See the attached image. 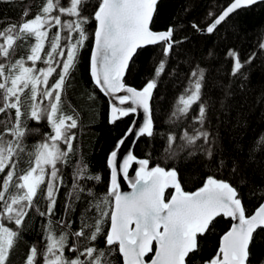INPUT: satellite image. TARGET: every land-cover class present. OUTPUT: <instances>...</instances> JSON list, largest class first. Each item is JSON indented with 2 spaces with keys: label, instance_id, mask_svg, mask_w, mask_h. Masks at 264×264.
<instances>
[{
  "label": "snow or ice",
  "instance_id": "6c2138e0",
  "mask_svg": "<svg viewBox=\"0 0 264 264\" xmlns=\"http://www.w3.org/2000/svg\"><path fill=\"white\" fill-rule=\"evenodd\" d=\"M258 2L262 0H232L218 16L208 13L211 22L206 28L195 22L191 27L200 34L212 35L230 15ZM88 3L67 0L65 6L64 0H44L33 18L27 19L26 9L20 24L0 30V264H10V256L28 230L33 213L43 218L40 231L44 247L33 243L24 264H40L39 257L42 264H116L117 253L122 264H188L190 254L199 251V237L210 231L221 216L233 223L221 237L216 256L205 264H252L251 245L255 234L264 230V203L247 215L238 189L225 180L209 175L201 188L189 193L182 190L175 168L166 170L159 164L150 167L149 159L137 158L131 151L122 161L119 159L121 146L134 133L137 139L166 137L162 149L166 161L199 154L216 172L229 168L221 136L211 128L214 105L204 98L207 70L199 64L191 68L187 84L165 120L170 129L181 126L189 117L191 122L179 136L174 130H155L154 90L168 71L174 48L187 40L174 39L183 25H170L159 32L151 29L159 0H98L91 17L96 28L89 33L86 25L90 18L84 15ZM91 36L90 75L96 87L111 97L109 123L138 110L144 117L139 127L133 121L109 154L110 182L104 194H97L94 186H89V182L99 183L102 178L91 173L82 155L72 163L78 155L74 130L80 127L79 113L73 110L69 114L64 107L81 50ZM148 45H159L163 57L142 89L128 86L124 78L131 62L138 50ZM25 46L26 57L15 58ZM259 48L264 50V42ZM208 55L214 53L210 50ZM256 56L253 52L242 61L235 49L227 50L225 58L232 61V67L229 82L219 84L224 97L221 112L230 107L225 100L235 94L232 85L240 81V88H245L248 75L243 69ZM193 106L198 107L195 115ZM29 121H46L50 129L32 145L27 144V138L40 129L29 127ZM262 153L264 134L248 147L246 162L258 164ZM133 164L138 165L134 177L129 172ZM68 167H72V184L65 193L64 215L57 219L56 207L60 191L66 187ZM230 171L233 175L240 172L238 160L232 159ZM120 175L131 187L130 193L121 192ZM168 187L175 189L171 199L165 197ZM40 201L44 202L43 208ZM80 204L86 206L80 212L79 227L73 231L71 215ZM101 239L103 247L99 246ZM66 251L75 256L69 257ZM150 253L154 255L149 260Z\"/></svg>",
  "mask_w": 264,
  "mask_h": 264
},
{
  "label": "trees",
  "instance_id": "16d2710c",
  "mask_svg": "<svg viewBox=\"0 0 264 264\" xmlns=\"http://www.w3.org/2000/svg\"><path fill=\"white\" fill-rule=\"evenodd\" d=\"M43 2L44 0H0V30L7 28L10 24H20L26 9L29 11L27 19L33 18L39 12ZM231 2L232 0H159L158 11L151 24V29L156 32L165 31L170 25H183L174 34V39L187 37L185 43L174 48L168 63V71L154 90L152 103L155 109V130L158 133L174 130L179 136L191 122L189 117V120L181 126L170 129L165 120L180 93L183 92L191 68L199 64L207 70L204 98L214 105V110L210 112L211 128L218 131L221 136L224 156L228 158L229 168L216 172L215 169L206 166V162L199 154L188 159L166 161L162 158L166 137L162 140L159 136L154 141L146 136L140 137L134 146L133 155L140 159H149L150 167L159 164L166 170L175 168L181 188L185 192L197 191L209 175L229 182L238 189L246 214L252 215L264 201V153L258 158V164L246 162L248 147L258 136L264 134V100L261 99L264 96V50L259 48V43L264 42V2L233 13L212 35L200 34L191 27L195 22L202 28H206L211 22L208 19V13L214 12L218 16ZM64 4L67 6V0H64ZM96 7H98V0H89L84 9V15L90 18V22L86 25L89 33L95 31L96 22L91 17ZM185 7L188 9L187 12L184 11ZM51 31L55 32L56 29L53 28ZM93 42L94 36H91L81 50L78 67L65 93L64 107L69 114H72L73 110L79 113L80 127L74 130L77 133L74 144L77 146L78 155L73 157L72 163L75 164L79 155H82L85 162L90 165L91 173L99 174L102 178L99 183L89 182V186H94L97 194H104L107 192L110 181L107 158L116 148L117 142L124 137L132 117L121 118L114 124L109 123L108 101L94 86L90 76ZM31 43H34V40ZM229 48L235 49L242 61L247 60L253 52H256L257 56L251 65L243 69L248 75L245 88L242 90L240 81H236L232 85L234 96L225 100L230 107L227 111L221 112L220 101L224 97L219 84L221 82L227 84L230 80L232 61L225 58ZM210 50L214 53L213 56L208 55ZM27 54V46H25L18 50L15 58L26 57ZM162 57L163 53L159 45L139 50L131 62L125 83L142 89L152 78L155 64ZM37 64L45 66L40 62ZM173 69L176 71L170 75ZM197 112L198 107L193 106L192 115ZM0 118H3L2 114ZM29 127L40 129L39 132L27 138L26 142L29 145L41 140L43 133L50 132L46 121L40 124L29 121ZM2 130L3 128L0 127V131ZM232 159L240 162V172L236 175L230 171ZM137 167V164H133L129 169L132 177L135 176ZM65 180L66 187L61 189L56 207L57 219L64 215L65 193L72 184V167L65 169ZM173 190V187L164 190L166 199H170ZM39 203L43 208L44 202ZM85 206L78 205L77 210L71 215L74 221L73 231L79 227L80 212ZM42 222L43 218L33 213L32 219L28 222V230L23 233V238L10 256V264H24L28 249L33 243H37L38 247L43 249L44 241L40 231ZM213 224L210 231L199 237V251L190 254L188 264H205L216 256L220 239L230 229L232 222L229 218L221 216L216 218ZM9 226L14 227V225ZM99 246L103 247L102 239L99 241ZM251 249L252 264H262L264 262V230L255 234ZM66 255L74 257L75 253L66 251ZM150 257L148 256L147 259ZM38 259L42 264V257ZM114 259L116 264H122V258L118 253Z\"/></svg>",
  "mask_w": 264,
  "mask_h": 264
},
{
  "label": "water",
  "instance_id": "95a60500",
  "mask_svg": "<svg viewBox=\"0 0 264 264\" xmlns=\"http://www.w3.org/2000/svg\"><path fill=\"white\" fill-rule=\"evenodd\" d=\"M262 2H264V0H262ZM258 3H260V2H258ZM247 8H249V7H247ZM243 9H245V8H243ZM239 10H241V9H239ZM238 11V10H237ZM236 11V12H237ZM150 27H151V25H150ZM96 28V27H95ZM151 46H155V45H148V46H145L144 48H142V49H145V48H147V47H151ZM139 50H141V49H139ZM138 50V51H139ZM90 58H91V56H90ZM128 72V71H127ZM127 74V73H126ZM91 76V75H90ZM125 77H126V75H125ZM92 79V78H91ZM124 80H125V78H124ZM92 82H93V80H92ZM93 84H94V82H93ZM94 86L96 87V85L94 84ZM99 91H100V89L98 88V87H96ZM101 92V91H100ZM104 96H105V98L107 99V101H108V104H109V100L111 99V97L110 96H106L103 92H101ZM124 93H118L117 95H123ZM109 112H110V104H109ZM127 117H132V121H131V124H130V126L129 127H131V126H133V121H136V127H139V125L143 122V112H142V110H138L136 113H130ZM123 118H126V117H123ZM128 127V128H129ZM128 130V129H127ZM127 132V131H126ZM138 141V139H137V137L135 136V134L133 133V134H130V135H128V137H127V139H126V141H125V143L121 146V148H120V150H119V159L122 161V159H123V157L129 152V151H131L132 153H133V149H134V146H135V144H136V142ZM110 182V181H109ZM118 183L120 184V190H121V192H124V193H130L131 191H132V189H131V187L128 185V182L123 178V176L122 175H120V176H118ZM168 188H172V187H168ZM167 189V188H166ZM173 194H175V189L173 190V193H172V195ZM172 195H171V197H172ZM171 197H170V199H171ZM262 203H264V201L262 202ZM256 211V210H255ZM254 211V212H255ZM218 218V217H217ZM230 219V218H229ZM231 220V219H230ZM232 223H233V221H231ZM232 225V224H231ZM231 228V227H230ZM220 242H221V239H220ZM219 247H220V244H219ZM219 249V248H218ZM149 255H154V253H150ZM148 255V256H149ZM151 259V258H150Z\"/></svg>",
  "mask_w": 264,
  "mask_h": 264
},
{
  "label": "bare ground",
  "instance_id": "6f19581e",
  "mask_svg": "<svg viewBox=\"0 0 264 264\" xmlns=\"http://www.w3.org/2000/svg\"><path fill=\"white\" fill-rule=\"evenodd\" d=\"M17 2V1H16ZM20 6V5H19ZM23 9V8H22ZM23 17V16H22ZM22 17L20 19H22Z\"/></svg>",
  "mask_w": 264,
  "mask_h": 264
},
{
  "label": "flooded vegetation",
  "instance_id": "af4514ba",
  "mask_svg": "<svg viewBox=\"0 0 264 264\" xmlns=\"http://www.w3.org/2000/svg\"><path fill=\"white\" fill-rule=\"evenodd\" d=\"M149 256H151V255H149ZM148 258V257H147ZM151 258V257H150ZM150 260V259H149Z\"/></svg>",
  "mask_w": 264,
  "mask_h": 264
}]
</instances>
